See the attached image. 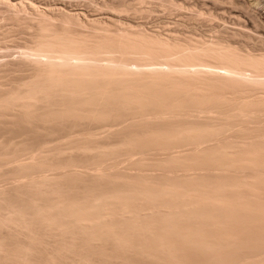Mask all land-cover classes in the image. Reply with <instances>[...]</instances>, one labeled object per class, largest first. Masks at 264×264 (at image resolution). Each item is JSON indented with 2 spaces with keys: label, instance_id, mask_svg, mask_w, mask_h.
I'll list each match as a JSON object with an SVG mask.
<instances>
[{
  "label": "bare ground",
  "instance_id": "bare-ground-1",
  "mask_svg": "<svg viewBox=\"0 0 264 264\" xmlns=\"http://www.w3.org/2000/svg\"><path fill=\"white\" fill-rule=\"evenodd\" d=\"M6 179L0 264L221 243L264 185V0H0Z\"/></svg>",
  "mask_w": 264,
  "mask_h": 264
},
{
  "label": "rangeland",
  "instance_id": "rangeland-1",
  "mask_svg": "<svg viewBox=\"0 0 264 264\" xmlns=\"http://www.w3.org/2000/svg\"><path fill=\"white\" fill-rule=\"evenodd\" d=\"M154 152L156 151H152L149 154H153L154 156H151L155 157L161 151H157L158 153L156 152V154ZM161 153L164 152L162 151ZM161 155L163 156L164 154ZM116 163L117 167L121 166L118 167L120 169L126 167L125 163L123 164L121 162V164L119 162V165L118 161L111 164V166H114ZM113 168H116V165ZM125 170L132 171V169H127V167ZM141 171L144 173H161L159 170L150 168H145ZM2 181H0V186L5 184L4 187L7 188L13 182L10 183L11 180L9 179L4 180V183ZM237 198L241 201H247V203L255 207L251 215H243L241 212H237L233 216L221 217L220 221H217L216 224L211 225L213 220H206L201 225L202 228L209 230L219 229L211 233L209 232L208 235L211 237L212 233L213 235L215 234V236H212L213 239L214 237H219L221 238H218L221 243L217 241L214 245L204 246L202 248L196 246L188 249L179 248L176 251L179 255V257L177 256L179 261L176 259L174 263L175 258H171L174 261L163 259L157 262L159 264H264V218L258 216L259 212L256 209L259 208L264 211V185L255 192L242 187L241 192L237 194Z\"/></svg>",
  "mask_w": 264,
  "mask_h": 264
}]
</instances>
